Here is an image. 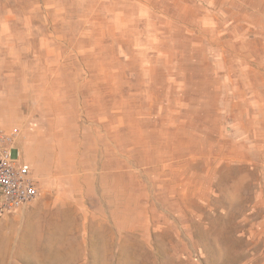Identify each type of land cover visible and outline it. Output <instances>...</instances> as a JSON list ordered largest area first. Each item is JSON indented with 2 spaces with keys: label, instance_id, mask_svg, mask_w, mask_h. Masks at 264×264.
<instances>
[{
  "label": "rangeland",
  "instance_id": "obj_1",
  "mask_svg": "<svg viewBox=\"0 0 264 264\" xmlns=\"http://www.w3.org/2000/svg\"><path fill=\"white\" fill-rule=\"evenodd\" d=\"M0 128V264H264V0H0Z\"/></svg>",
  "mask_w": 264,
  "mask_h": 264
},
{
  "label": "built area",
  "instance_id": "obj_2",
  "mask_svg": "<svg viewBox=\"0 0 264 264\" xmlns=\"http://www.w3.org/2000/svg\"><path fill=\"white\" fill-rule=\"evenodd\" d=\"M38 196L33 168L20 147L18 128H0V210L20 208Z\"/></svg>",
  "mask_w": 264,
  "mask_h": 264
}]
</instances>
